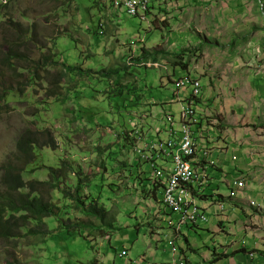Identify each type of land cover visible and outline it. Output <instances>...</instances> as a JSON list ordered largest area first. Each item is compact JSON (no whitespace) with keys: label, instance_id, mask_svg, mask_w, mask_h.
<instances>
[{"label":"rangeland","instance_id":"obj_1","mask_svg":"<svg viewBox=\"0 0 264 264\" xmlns=\"http://www.w3.org/2000/svg\"><path fill=\"white\" fill-rule=\"evenodd\" d=\"M209 1L212 14L208 18H200V28L209 27L212 33L208 37L203 34L199 36L205 37V42L208 39L214 43L215 48L204 50L201 57H196V62L193 55L187 61L198 70L202 68V63H207L208 69H214V63H222L226 68L218 67L216 72L223 70L232 74L236 70L245 77L254 75V72L262 74L264 0H259L261 3L256 0ZM104 4V0H11L6 8L0 10V95L7 92L14 97L13 101L6 100L0 104V187L4 174L2 166L13 155L18 137L26 132L35 138L41 151L33 164L39 170L25 180L45 182L49 179L50 170L60 174L63 164H67L73 174L78 176L79 173V178H87L79 183L76 176H67L68 169H64L65 183H62L67 191L80 187L81 194L88 196L83 201L85 207L90 201L98 199L97 206L107 212L105 217H88L67 197L52 194L59 215L45 220V236H24L21 232L22 236L12 242L0 238V264H89L95 259L99 260L97 246L102 245L101 237H104L106 230L112 229L107 226L112 222L111 215L117 217V222L113 221L115 230H112L113 248L109 249L110 253H114V248L119 251L123 249L125 240H128V244L124 245L129 246L130 250L134 246L133 250L139 257L144 253V226L137 235L138 220L144 217L143 197L131 193L121 181V164L123 162L127 166V159L119 154L116 135L128 129L127 121L136 111V106H131L133 96L143 97L141 102H134H140L139 107L143 109V101L158 103L173 100L174 88L165 78L167 73L170 74V69L165 73L162 69H125L119 66L125 63V47L132 39L144 38L145 44L151 47V42L160 40V33L147 32V23L120 12L117 29H111L107 24L101 36L98 26L106 10ZM180 20L183 22L182 17ZM191 20L185 19V24ZM25 30L24 38L27 40L32 39L33 33L34 39L29 44L22 37ZM169 36L165 35V40ZM179 36L176 35L177 38ZM54 38L58 44L52 43ZM197 38L190 36L188 41L194 44ZM182 43V40L178 41V44ZM10 45L15 50L12 65L5 62L12 54ZM21 55L26 56L25 60L19 57ZM44 56H49L57 64L36 66L32 81L29 72L22 68L29 60L38 61ZM28 65L30 70L35 67L34 63ZM64 66H78L88 72L82 78L75 75L70 76L71 80L64 77L57 81L55 77ZM109 69H117L116 74L111 78L102 77ZM174 73L172 80L186 75L179 69ZM116 80L117 84L126 81L127 91L123 96L108 94L113 87L112 82ZM133 81L137 82L135 86ZM204 84L207 85V81ZM255 86L254 92L260 95ZM29 93L31 98L25 100L23 96ZM57 94L58 99L55 97ZM62 97L65 98L64 102ZM246 101L244 99L242 102L244 107L247 106ZM160 108L158 104L156 109ZM179 108V104L166 107L175 113ZM248 127L251 125L246 124V130ZM110 151L111 154H108ZM123 173L128 174L126 171ZM64 185L59 184L58 193L65 191ZM38 189L47 199L49 192L46 187ZM221 193L226 195L228 190L223 188ZM51 198L49 196L48 203ZM238 223L241 224V221ZM29 228L33 229L34 226L30 225ZM198 232L205 234L208 246L218 244L207 231ZM132 233L136 234L135 237L132 235V239H136L134 242L129 240ZM190 239L197 248L205 245L194 232ZM188 258L191 264L202 261L193 254H189ZM138 259H133L135 263L131 264H137ZM102 262L108 264L105 260Z\"/></svg>","mask_w":264,"mask_h":264},{"label":"clouds","instance_id":"obj_2","mask_svg":"<svg viewBox=\"0 0 264 264\" xmlns=\"http://www.w3.org/2000/svg\"><path fill=\"white\" fill-rule=\"evenodd\" d=\"M10 1L11 0H0V10L6 8ZM164 1L165 0H104V6L106 7V10L103 11V13L101 12L103 14V20L100 22L98 30H100L99 34L103 36V29L105 25L108 24L111 29H117L119 13L123 12L129 17L138 18L140 19V21L147 23V32L155 31L160 33V40L158 39L157 41L151 42V47H148L147 44H145L144 38L141 39L140 37H137L135 39H132V42L126 44L125 47L127 50L126 55L123 56L125 63H122L119 66L122 68L124 66L125 69H129L130 67H142L145 70L162 69L165 73L168 72V69H170V74L167 73L165 75V78L167 79L168 83H170L171 86L174 88L173 100L167 99L165 100L166 102L159 101L158 103H154L151 101H143L145 108L141 109L139 105L140 102L143 100V97L141 98L140 96L139 98H135L133 96L135 98L134 102H136L137 100H140V102L139 104H134V102L131 103V106H136V108H134L136 111L132 113V118L128 119L127 121L128 129H125V135H123L122 132L116 135L118 144L119 141H122L121 139L123 138V136H125L126 140H128L126 141V150H124L125 147H119V154H122V156L127 159V166L123 162L121 164L122 172L120 174L122 175L121 181L123 180V184L127 185L131 193L133 192L135 194L137 193L139 195H142L143 198L141 203H143V213L144 210H146L147 208V201H151L158 202L168 214L164 216L166 218L168 230L167 234L163 236V243L166 252L170 253V264H188V258L186 255L188 253V249L191 251L188 245V229L199 228L201 224L207 223L210 220V214L208 213L206 207L202 205V199L214 200V202L211 203V207H214L215 210L217 209L216 215H226L230 206V200L237 198L239 195L245 192L248 178L242 173L239 176L234 177L230 182L231 190L227 196L223 194H214L210 196L212 198H208L204 195V187L209 181H211L209 180L210 175L208 173L209 169L211 168L210 166L215 167L217 164L216 159L213 158L212 149L209 148L208 141H210L213 137H219L221 135L220 124L222 123L219 115L206 114V116H202L198 109V104L203 102L204 100L205 92L203 80L206 74H203V71L209 70L207 63H202V68H199L198 70L195 65H190L187 59L188 57L193 55V60L194 62H196V57H201V53L204 50L212 49V47H210L209 49H204L207 45L215 46V44L210 42L208 39H206L205 42V37L202 38L199 36L203 34L208 37L211 35L212 32L207 35L203 32V29L200 28V25L197 22H194V20H191L187 24H185V19H189L186 18L185 15L181 14L177 15L176 17L169 16V13L165 7H158L156 9V13H153L152 8L164 4ZM256 1L261 3V1L259 0ZM182 4L188 5L187 0H182ZM181 17L183 18V22H181L180 20ZM195 26L196 29H194ZM208 28L209 27H207V29ZM208 31H210V29H208ZM26 32L27 30H25L22 36L23 39H25L24 35L26 34ZM184 32H186V35L182 34ZM93 33L95 34V32ZM163 33H165V35L170 34V36L168 38L166 37L165 40V35H163ZM178 34L180 35L179 38L176 37V35ZM190 36L198 37L197 42L194 44H190L188 41V37ZM56 38L53 39L52 43L58 44V41H55ZM33 39L34 38L32 33L31 40ZM200 39L203 43L200 41ZM31 40L25 39V43L29 44V41ZM181 40L183 42L182 46H178L180 45L178 44V41ZM172 45L176 48H173ZM14 51L15 50L13 49V54ZM19 57L26 58L25 55H21ZM30 61L33 60H29L26 66L22 68L23 71L28 72L24 69L29 67L28 64L30 63ZM9 65H12L11 62ZM179 65H181V67L187 68V70L185 71L186 75L183 77H179L177 80H172L175 75V70L179 69L183 71V69L180 68ZM36 66L37 65L35 64L34 68H37ZM34 68H32V70ZM113 70L116 73L117 69ZM258 74L260 75V72H254V75L252 76L256 78L255 76H258ZM30 75L32 76V74ZM200 75H202V77ZM261 75L264 76V72H262ZM29 79H31V77ZM32 81H34V79H32ZM135 82L136 81L132 82L134 86ZM120 85H122L124 87V90L127 91L126 81H123V83H120ZM195 85H198V87L196 88ZM257 92L260 94L259 91ZM30 96L31 93L24 95L23 97L26 100L27 98H31ZM13 99V94L10 93V98L7 99V101H13ZM62 99V101L64 102L65 98L62 97ZM190 99H192V102L187 103ZM209 103L210 99L206 98L207 110L212 107V104ZM158 104L161 105L160 110L156 109V106ZM172 104L180 105V108L177 113L171 111L170 109H166V107ZM162 105H164L165 107ZM184 109H190L192 111V117H190L193 121L191 123V133L192 135H195V138H192L194 144L193 153L183 158V160L187 164V168L183 176L178 178V186L176 189V193L182 195L184 199V205L182 211H176L172 206L165 202V194L168 188L170 187L171 179L175 175L176 164H174L172 160L164 158L160 154V152L163 144H165L171 139L178 140L180 133H182L183 126L187 125L188 120H184L183 118ZM199 122L203 123L204 126L200 132L194 133L193 127H195ZM120 134L121 137H119ZM15 152L16 144L13 154ZM194 154H198L201 157L200 165L199 162L195 164L189 160V158ZM39 156L40 152L38 156L34 159V163L28 165V169L35 168L33 164H35V162L37 161L36 159ZM64 169L67 168H62L63 175ZM36 170L39 169H35L34 172ZM124 171L128 172V174H124ZM79 172L81 173L82 177V169H80ZM69 174L76 176L79 179V175L77 176V174H73L70 169H68L67 176ZM30 175L24 174L23 180L25 183H34L36 187L38 181H35L34 179L25 180V178ZM62 176V180L59 181L58 186L59 184L61 186L65 183V181H63L64 176ZM48 181L49 179L45 181V184ZM62 181L64 183H62ZM44 187H46L47 192H49L47 195L48 198L49 196L51 198L52 194H62L63 196V191L62 193H57L58 190L57 192H50L47 185ZM38 188L42 189L39 186L37 187V189ZM76 188L77 195L79 196V198L77 199L76 197L73 200H69L71 201V203H74L75 207L78 208L79 211H83V214H86L88 217L93 216L90 214L88 209L90 202L88 203L87 207H85V204L83 203V196L85 195L81 194V188ZM76 188L67 191V188L64 185L63 189H65L66 192H69L72 195ZM38 191L42 194L39 189ZM153 191H155L154 195L152 194ZM42 196L44 201L48 202V198L45 199L43 194ZM219 196H221L222 198H219ZM49 203L58 208V206L53 203L52 198L51 202ZM263 208L264 207L261 203L256 202L252 199H248V205L241 210L247 213L248 216H253L255 214V209L262 210ZM58 215L59 212H56L55 217L52 218H57ZM105 216H107V213L105 214ZM112 216L115 217V215H111L110 217L112 218ZM110 221L113 220L110 219ZM114 222H117V217L114 218ZM113 226H110L112 227V229H107L104 237H101V242L108 241L106 243L107 248H109V240L112 238V230H115ZM42 231L45 232V225ZM146 234H148V232H146ZM152 236H154V234ZM184 239L187 243L184 241ZM97 248L98 256L101 253L99 249H101L102 252L105 251L100 246H97ZM117 253L118 250L114 248V253L112 254L116 256ZM101 255L103 254L101 253ZM248 257L249 260L253 259V251L248 252ZM118 258L125 260L128 257H126L125 252L121 250L118 253ZM96 261H99L101 264H104L100 259H95L89 264H96ZM133 262L135 263V261H129V263ZM136 263L145 264L146 259L142 255ZM228 264L237 263L234 258H231Z\"/></svg>","mask_w":264,"mask_h":264},{"label":"crops","instance_id":"obj_3","mask_svg":"<svg viewBox=\"0 0 264 264\" xmlns=\"http://www.w3.org/2000/svg\"><path fill=\"white\" fill-rule=\"evenodd\" d=\"M187 2L188 5H184L182 0H165L164 4L153 7L152 12L156 13L158 7H165L169 16L176 17L183 14L199 25L200 18L210 17L212 14L213 8L208 4L209 0H187ZM203 32L207 35L210 33L206 27L203 28ZM182 34L186 35V32ZM210 47L215 48L207 45L204 49ZM213 66L214 69L203 71V74H206L203 84L205 81L208 84H204V100L198 104V109L202 116L219 115L222 124H220L219 141L215 142L217 137L208 141L217 164L215 167L210 166L208 173L211 181L205 185L204 195L210 197L214 194H222V189L226 188L228 193L225 196H227L231 190V180L241 173L247 176L248 181L245 192L230 200L226 215L217 216V209L211 207L214 200L202 199V205L210 214V220L201 224L199 228L188 229V245L191 251L188 249L186 256L188 258L189 254H193L202 258V261L194 264H228L231 258H234L237 264H264V208L255 209L253 216H248L241 210L248 205V199L255 200L264 207V76L260 74L254 78L248 74L245 77L236 70L231 72L232 74L223 70L216 72L218 67L226 68V65L214 63ZM254 86L260 95L254 92ZM206 98L210 99L209 104H212L208 110ZM244 99H247L246 107L242 103ZM246 124L251 125L247 130ZM146 207L144 217L138 220L142 225L151 226L148 234L143 235L142 255L146 259L145 264H170V253L166 252L163 243V236L168 230L164 216L168 214L158 202L147 201ZM239 220L241 224L238 223ZM200 230L207 231L218 244L208 246L206 236L200 234L198 232ZM193 232L203 240L205 245L202 248L192 244L190 238ZM112 243L111 238L109 248L105 241L100 245L105 250L102 252L99 249L103 254H99L100 260H105L108 264H131L129 261L140 258L135 251L125 260L118 258L119 250L116 256L109 251L113 248ZM252 251L254 257L249 260L248 252ZM96 264L101 263L96 261ZM188 264H191L189 258Z\"/></svg>","mask_w":264,"mask_h":264},{"label":"trees","instance_id":"obj_4","mask_svg":"<svg viewBox=\"0 0 264 264\" xmlns=\"http://www.w3.org/2000/svg\"><path fill=\"white\" fill-rule=\"evenodd\" d=\"M9 49L12 54L9 55V57L5 60V62H7L8 64H10L11 60L13 59L12 56L14 55L12 45H10ZM30 63H35L37 66L43 64V67H48V63H50L51 65L57 64V62L52 61L49 56H44L37 62L30 61ZM179 66L183 69V72L187 70L186 67H181V65ZM24 70H27L29 74H32L31 79H34L36 68H34L33 70L25 68ZM87 72V70L84 71L78 66H66L63 68V70H61L60 74L55 77V79L57 81L60 79L61 81V79L65 77L68 78V80H71V78L75 75L82 78L83 74ZM114 74H116L114 70L110 69L106 72V74L102 75V77L111 78ZM117 81L118 80H116V82H112L111 86L113 87L110 88L108 94L114 93L116 95L123 96L126 91L124 90V87L122 85L117 84ZM65 89L68 88L65 87ZM126 95H128V93ZM55 97L58 99V94L55 95ZM9 98L10 93H2V95H0V104L4 103ZM191 102L192 99H190L187 103ZM203 126L204 124L199 122L195 127H193L194 133L200 132ZM121 132L123 135H125V129ZM119 137H121V134L119 135ZM192 138L194 139L195 135H192ZM219 139L220 138L217 137L215 142H218ZM121 140L122 141H119V147H125L124 150H126V141L128 140H126L125 136H123ZM108 147L111 149V145H109ZM39 152L40 149L37 146L35 139L29 134L23 133L16 142V152L11 155L2 166L4 174L2 175V186L0 187V238L5 241L12 242L17 238H20L22 236L21 232L25 234L24 236H44L45 232H43L42 229L45 225V220L48 218L55 217L56 212H59L58 208H56L54 205L44 201L43 196L41 193H39L37 187L39 186L42 188L43 186L47 185L50 192H57L58 183L61 180V176L63 175L62 171L59 174V172H54V170H50L51 174L49 176V181L46 184L45 182L37 183L36 187L34 183H25L23 180L24 174L30 175L34 173L35 168L28 169V165L34 163V159L38 156ZM108 154H111V151L108 152ZM189 160L195 164L199 162L200 165L201 157L198 154H194L189 158ZM62 167L72 170L71 167H69V165L67 164H63ZM86 180V177L78 179L79 183ZM152 194L154 195L155 191H153ZM72 195L69 192L63 191L64 197H67L70 200H73L76 197L78 199L79 196L77 195V188ZM87 198L88 196H83V199ZM219 198L222 197L219 196ZM97 200L98 199H96L95 201H90L88 207L89 212L93 216L104 217L107 212H105L103 208H99V206H97ZM114 218L115 217L112 216L111 219L114 221ZM113 221L111 223H108V226H113ZM138 224L139 226L137 227V235L140 233L143 226L145 227L146 232L151 230V226L147 224ZM30 225H33L34 228L30 229ZM150 233L152 234V232ZM132 235H134L135 237L136 234L132 233L129 237V240L132 239ZM135 240L136 239L133 238L132 242H134ZM126 243L128 244V241ZM123 246V249H120V251H124L126 257H129V254L132 251H135L133 250L134 246L131 247V250L129 249V246Z\"/></svg>","mask_w":264,"mask_h":264},{"label":"built area","instance_id":"obj_5","mask_svg":"<svg viewBox=\"0 0 264 264\" xmlns=\"http://www.w3.org/2000/svg\"><path fill=\"white\" fill-rule=\"evenodd\" d=\"M195 87L197 88L198 85H195ZM191 115L192 111L190 109L183 110V118L184 120H188L187 125L183 126L182 133H180L178 140H169L162 145L160 152L164 158L170 159L174 162V164H176L175 175L171 179L170 187L165 194V202L172 206L176 211H182L184 205L182 195L176 193L178 178L183 176L187 168V164L183 158L192 154L194 150V144L191 137V123L193 122L190 118Z\"/></svg>","mask_w":264,"mask_h":264}]
</instances>
